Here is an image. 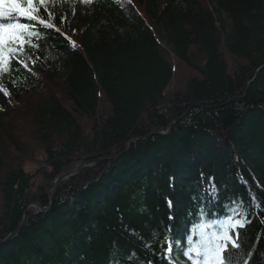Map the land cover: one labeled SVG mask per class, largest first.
<instances>
[{
	"label": "trees",
	"instance_id": "16d2710c",
	"mask_svg": "<svg viewBox=\"0 0 264 264\" xmlns=\"http://www.w3.org/2000/svg\"><path fill=\"white\" fill-rule=\"evenodd\" d=\"M36 6L53 28L37 23L21 52L30 71L0 74V242L31 203L51 205L59 177L119 158L60 182L47 213L28 210L0 264H162L164 237L197 244L233 210L245 223L225 264H264V0Z\"/></svg>",
	"mask_w": 264,
	"mask_h": 264
},
{
	"label": "snow or ice",
	"instance_id": "6c2138e0",
	"mask_svg": "<svg viewBox=\"0 0 264 264\" xmlns=\"http://www.w3.org/2000/svg\"><path fill=\"white\" fill-rule=\"evenodd\" d=\"M38 2L43 5L46 0H38ZM80 2L88 5L92 3V0H80ZM38 12L36 0H0V74L10 75L11 72L19 71L21 68L30 71L28 63L21 57V52L25 45H30L32 49L36 48V45L31 44L30 37L39 35L35 31L37 23L49 29L53 28V25L46 23L45 20H37ZM73 46H75L74 42ZM26 55H35V53H26ZM38 59L40 57L36 56V60ZM36 60L32 63L35 64ZM0 92L8 95L2 85H0ZM211 194H215L214 187L211 189ZM169 203L171 205V202ZM238 215L241 214L233 210L232 215L220 221L218 231L211 238L205 237L197 244H191L189 237L187 247L177 243L174 250L173 241L164 237L160 254L162 264H173L174 251L182 253L186 259L192 261V264H225L222 253L228 252L229 248L239 247V236L235 233V229L243 228L245 222L235 219ZM234 235L236 239H233ZM146 247L150 248L151 245L148 244ZM193 256L197 259H193ZM228 264H232L231 253H229Z\"/></svg>",
	"mask_w": 264,
	"mask_h": 264
},
{
	"label": "water",
	"instance_id": "95a60500",
	"mask_svg": "<svg viewBox=\"0 0 264 264\" xmlns=\"http://www.w3.org/2000/svg\"><path fill=\"white\" fill-rule=\"evenodd\" d=\"M177 121H178V120H173V121L170 123V125L167 127L166 130H163V131H160V132H156V133L150 134V135H148V136H142V137L131 138L130 141H129V143H128V148H127L123 153H124V154H127V153L130 151L131 146H132L133 143H136V142H139V141H143V140H145V139H147V138H150V137H152V136L166 137V136L170 135L171 132H172V130H173V127H174V125L176 124ZM95 164H96V162H87V163H83V164H81V165H78V166L75 168V170H72V171L68 172L67 174H65L64 176H61L60 178H58V179L54 182V184L52 185V188H51V190L49 191V195H51L52 189H53L58 183L64 181L66 178H73V177L78 176V175L81 173V171H82L83 169L88 168L89 166H94ZM50 201H52V199H51ZM51 206H52V203H51V205H50L48 208H44L41 204L36 203V202L31 203V204L28 206L27 210H26V213H25V215H24V218H23V222H22V224H21V227H20L16 232L10 234V235L7 237L6 240H4L3 242H0V246L3 245V244H5L6 242H8V241H9V240H10V239H11L16 233H18L19 231H21V229L23 228V226L25 225V222H26V220H27V212H28L29 209H31V208H35L36 211H37V213H47V212L50 210Z\"/></svg>",
	"mask_w": 264,
	"mask_h": 264
},
{
	"label": "rangeland",
	"instance_id": "374dc122",
	"mask_svg": "<svg viewBox=\"0 0 264 264\" xmlns=\"http://www.w3.org/2000/svg\"><path fill=\"white\" fill-rule=\"evenodd\" d=\"M166 57L168 58L169 57V55H168V52H166ZM170 61H172V65H174L175 67H177V68H180V67H182L183 65L182 64H180L175 58H172L171 56H170ZM225 59H226V61L228 62H230L232 59H229V57L228 56H226L225 57ZM227 66H228V68L230 69L231 68V66H229L228 64H227ZM183 68V67H182ZM231 70H233V68H231L230 69V71ZM187 71V70H186ZM183 72V71H182ZM178 73V71H176V79H178L179 77H181V74H183V73ZM185 73V72H184ZM174 77V78H175ZM21 110V109H20ZM18 111L17 113H15L13 116V118H11V121H13V119H16V124L18 125V123H19V121H21L22 120V118H20V116L22 115V114H24L25 112H23V110H21V111ZM18 115V116H17ZM24 116V115H23ZM20 118V119H19ZM176 120H179V119H176ZM18 122V123H17ZM178 122V121H177ZM176 122V123H177ZM30 124V123H29ZM29 124L27 123L26 124V126L24 127V126H21V128H20V131L22 132V130H25L26 129V131L25 132H22V134L21 133H19V134H21V135H23V136H26V135H28L27 134V128H30V126H29ZM170 125V124H169ZM176 125V124H175ZM154 133H156V132H154ZM153 134V133H152ZM23 139H26V137H23ZM39 150H37V149H35V148H32V150L30 151L31 152V155H32V157H33V155L35 156V154H36V156L38 155L39 157H41V153L40 152H38ZM25 170L26 171H32L33 173L35 172V170H36V167H35V165L34 164H26L25 165ZM63 176V175H62Z\"/></svg>",
	"mask_w": 264,
	"mask_h": 264
},
{
	"label": "bare ground",
	"instance_id": "6f19581e",
	"mask_svg": "<svg viewBox=\"0 0 264 264\" xmlns=\"http://www.w3.org/2000/svg\"><path fill=\"white\" fill-rule=\"evenodd\" d=\"M120 156H121V155H120ZM118 158H119V156L113 157V158H111V159H99V160L93 161V162H96V164H95L94 166H89L88 168H94V167H96V165L99 164L100 162H103V161H114V160H117ZM82 164H83V163H82ZM80 165H81V164H80ZM85 169H87V168H85ZM74 170H75V169H74ZM67 173H68V172H67ZM67 173H66V174H67ZM64 175H65V174H64ZM64 175H63V176H64ZM59 178H60V177H59ZM67 179H70V178H66L65 180H67ZM65 180H64V181H65ZM58 184H59V183H58ZM58 184H57V185H58ZM57 185H56V186H57ZM56 186H55V187H56ZM55 187H54V188H55ZM54 188H53V189H54ZM53 189H52V190H53ZM51 196H52V192H51V195H50V200L52 199ZM50 202L52 203V201H50ZM50 209H51V208H50ZM173 245H174V244H173Z\"/></svg>",
	"mask_w": 264,
	"mask_h": 264
}]
</instances>
